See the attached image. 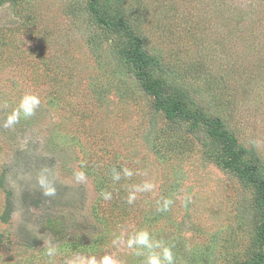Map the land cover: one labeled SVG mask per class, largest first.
<instances>
[{
	"label": "rangeland",
	"instance_id": "rangeland-1",
	"mask_svg": "<svg viewBox=\"0 0 264 264\" xmlns=\"http://www.w3.org/2000/svg\"><path fill=\"white\" fill-rule=\"evenodd\" d=\"M89 3L0 0V264L106 254L145 264L163 247L175 264L244 263L262 220L253 187L222 167L202 124L155 110L124 57L128 37L99 25ZM98 7L129 22L152 57V78L222 119L264 175V0ZM25 94L40 98L34 115L3 127ZM7 191L14 209L4 221ZM141 229L151 247H129Z\"/></svg>",
	"mask_w": 264,
	"mask_h": 264
},
{
	"label": "trees",
	"instance_id": "trees-1",
	"mask_svg": "<svg viewBox=\"0 0 264 264\" xmlns=\"http://www.w3.org/2000/svg\"><path fill=\"white\" fill-rule=\"evenodd\" d=\"M98 4L99 0H90V13L102 27L128 37L129 45L123 51L124 57L135 68V75L144 91L154 97L155 110L162 112L168 120L180 118L194 124H202L208 136L220 144L223 155L222 167L253 187L257 196V208L262 218L256 228L258 250L250 259L238 264H264V175L260 171V159L252 151L249 153L251 157L247 156L246 150L238 143L236 136L226 128L222 119L208 116L196 107L191 108L186 94L172 98L168 87L150 75L152 57L146 52L141 38L134 33L129 22L113 13H102ZM13 206L12 194L7 191L5 210L2 214L4 221L9 219Z\"/></svg>",
	"mask_w": 264,
	"mask_h": 264
},
{
	"label": "clouds",
	"instance_id": "clouds-1",
	"mask_svg": "<svg viewBox=\"0 0 264 264\" xmlns=\"http://www.w3.org/2000/svg\"><path fill=\"white\" fill-rule=\"evenodd\" d=\"M40 98L35 94H25L21 97L19 103L11 113L6 115V118L3 123V127L11 128L16 125L21 118L27 119L34 115L35 108L40 105ZM125 175L131 176L132 172L129 169H125ZM77 178H83V172L76 173ZM118 178V177H117ZM41 185L45 184V180L41 177L39 180ZM153 185L145 184L144 189L152 188ZM141 190V189H138ZM54 189L51 187H46L45 194H52ZM107 198V197H106ZM135 195L128 196V202L132 203L135 200ZM172 201L170 199H164L163 206L160 210L167 211ZM133 243L144 245L147 247H151L149 243V234L147 230H139L134 240L130 239L128 241V246L131 247ZM54 249L48 250V255H52ZM84 264H118L117 260H115L111 255H104L99 260L96 259L95 256H89L85 258ZM145 264H175L174 255L172 249L170 247H163L161 253H152L147 256Z\"/></svg>",
	"mask_w": 264,
	"mask_h": 264
}]
</instances>
